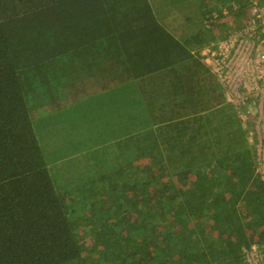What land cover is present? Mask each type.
I'll list each match as a JSON object with an SVG mask.
<instances>
[{
  "label": "trees",
  "instance_id": "16d2710c",
  "mask_svg": "<svg viewBox=\"0 0 264 264\" xmlns=\"http://www.w3.org/2000/svg\"><path fill=\"white\" fill-rule=\"evenodd\" d=\"M181 2L0 0V264H248L264 245L256 143L205 49L160 19L204 21L213 48L252 21L251 1L202 0L196 20ZM127 83L109 170L61 194L36 120Z\"/></svg>",
  "mask_w": 264,
  "mask_h": 264
},
{
  "label": "rangeland",
  "instance_id": "374dc122",
  "mask_svg": "<svg viewBox=\"0 0 264 264\" xmlns=\"http://www.w3.org/2000/svg\"><path fill=\"white\" fill-rule=\"evenodd\" d=\"M191 4L193 10L188 9L189 14L187 15L196 20L199 13L203 11V6L198 0H193ZM160 19L163 23L169 24H176L181 21L180 18L174 19L162 15ZM110 96L113 94L108 92L97 94L77 105L72 104L59 110L43 113L36 120L37 135L49 163L56 188L61 194L71 193L70 190L73 187L79 186L77 183L82 177L83 179H94L99 174L104 173V170L111 166L114 159L111 156H114L118 148L116 142L121 141L124 134L130 131L129 120L116 122L112 113L106 110L107 108L96 111L99 104H101L100 108L105 107V105L109 106V110L117 108V104L113 107L108 104ZM119 96V99L124 103L123 96ZM129 107L131 108V106ZM252 112L257 115L258 120V106L253 107ZM237 115L240 116L238 112ZM132 124L134 128L142 126L141 120L133 121ZM258 128L260 134L263 135L264 112ZM252 139L256 143V147L259 148L260 143L256 142L254 137ZM67 201L68 203L73 202L69 198Z\"/></svg>",
  "mask_w": 264,
  "mask_h": 264
},
{
  "label": "built area",
  "instance_id": "2783aa9c",
  "mask_svg": "<svg viewBox=\"0 0 264 264\" xmlns=\"http://www.w3.org/2000/svg\"><path fill=\"white\" fill-rule=\"evenodd\" d=\"M250 1L252 21L245 28L231 32L213 48L206 49L204 55L224 87L227 101L237 108L243 120H247L252 106L259 108L257 126L249 136L260 143L258 171L264 179V133L261 135L258 128L264 112V2ZM228 12L227 8L222 11L225 16ZM245 259L248 264H264V245L254 244Z\"/></svg>",
  "mask_w": 264,
  "mask_h": 264
},
{
  "label": "crops",
  "instance_id": "0c3cea01",
  "mask_svg": "<svg viewBox=\"0 0 264 264\" xmlns=\"http://www.w3.org/2000/svg\"><path fill=\"white\" fill-rule=\"evenodd\" d=\"M190 1L191 0H188V4H190ZM193 1V0H192ZM208 0H206V2H207ZM177 2L179 3V5L182 3L181 2V0H177ZM181 2V3H180ZM200 4H201V6H203L202 5V0H201V2H199ZM221 4V3H220ZM220 7H221V5H220ZM202 12V11H201ZM179 19V18H178ZM202 20H203V18H202ZM164 26V28L169 32V33H171V34H173L176 38H178L179 39V41H181V42H185V40L186 39H188V38H191V42H192V44H191V50H192V53H195L196 51H198V50H202V49H208V48H211L212 46H211V42H209V43H205V42H208L206 39H203L204 38V36L201 38V36L199 35L200 34V32H203V34H205V38H207L208 39V36H209V33L211 32V31H207L208 29H206V31H205V26H204V21H203V24L201 25V26H197V25H185V24H182V23H176V24H172V25H163ZM185 34H187V35H185ZM195 34H197V36H195ZM205 43V44H204ZM123 86V87H122ZM122 86H119V87H117V88H114L113 90H110V91H108V93L109 94H113V95H116L117 97H119L120 98V96L119 95H121V96H123V99H124V103H122L121 101V103H118L119 105H123V106H125V108H124V111H126V106H127V110L129 111L130 110V107L129 106H131V101H130V99L132 98V96H133V94L134 93H132L133 92V90H134V88H135V85L134 84H132V83H127V84H125V85H122ZM221 86V85H220ZM121 87V88H120ZM115 90H117V91H115ZM225 94V93H224ZM113 99L114 98H112L111 96H110V99H109V105L111 106V107H113ZM231 104V103H230ZM99 107H98V110H96V111H100L102 108H107L106 110L107 111H109L110 112V110H109V106L108 105H105V107H101L100 108V106H101V104H99L98 105ZM252 108H253V106H252ZM236 110V109H235ZM254 113L251 111V113L249 114L250 116H252V119H253V121H252V125H250V123L248 122V118H247V120L245 121L244 120V122H242V124L241 125H243V123H244V125H243V127L246 129V133H247V135H248V138H249V132L250 131H254V129L256 128V124H257V115L255 114V115H253ZM239 117V116H238ZM125 121H126V118H125ZM128 127V126H127ZM126 127V128H127ZM130 132V131H129ZM129 132L128 133H125L124 134V136H123V138H126V137H128L129 136ZM249 141L252 143L253 141L249 138ZM249 142V143H250ZM250 143V145H252ZM111 157H114V156H111ZM120 161V160H119Z\"/></svg>",
  "mask_w": 264,
  "mask_h": 264
}]
</instances>
